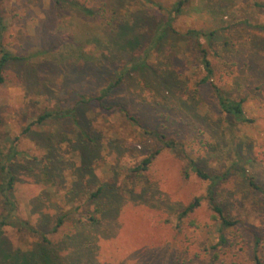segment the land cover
Instances as JSON below:
<instances>
[{
	"label": "rangeland",
	"instance_id": "374dc122",
	"mask_svg": "<svg viewBox=\"0 0 264 264\" xmlns=\"http://www.w3.org/2000/svg\"><path fill=\"white\" fill-rule=\"evenodd\" d=\"M154 1L167 7L178 2ZM74 3L99 16H86L66 1L6 0L1 6L10 24L1 43L18 60L4 72L0 117L4 133L28 155L18 161L11 196L18 216L48 232L69 264H256V256L264 262V8L257 5L264 0H188L178 15L144 0ZM138 13L156 28H138L135 34L143 38L127 44L125 56L114 28ZM163 22L164 29L157 28ZM190 31L214 34L202 42L215 70L204 87L192 75L200 49ZM136 61L149 69L135 68ZM119 77L122 84L102 105L81 104V126L96 143L78 137L81 128L71 116L35 124L44 109L71 106L80 95L100 97ZM214 85L231 98H244L252 122L224 116ZM162 135L183 141L184 153L163 146ZM83 141L93 152L90 163L99 182L94 188L88 175L79 174L80 155L89 153ZM156 152L148 170L132 172ZM29 158L38 162L29 164ZM52 159L55 173L48 177L43 169ZM191 162L222 177L215 197L234 227L221 230L206 199L210 182L191 170ZM75 176L81 186L70 194ZM248 178L263 192L253 190ZM104 184L113 187L111 198L93 204L86 191ZM195 198L201 205L179 220L181 206ZM61 215H67L64 224L50 233ZM5 237L11 253L42 242L11 227ZM5 252L0 264L10 260Z\"/></svg>",
	"mask_w": 264,
	"mask_h": 264
},
{
	"label": "trees",
	"instance_id": "16d2710c",
	"mask_svg": "<svg viewBox=\"0 0 264 264\" xmlns=\"http://www.w3.org/2000/svg\"><path fill=\"white\" fill-rule=\"evenodd\" d=\"M6 0H0V86L4 84L5 77L4 72L7 67V65L15 60H18L16 56L12 54L11 51L7 50L1 43V39L3 35L9 31L10 24L3 16V13L1 11V6ZM57 4L62 3L63 1L69 2L72 5L74 4L76 7H78L81 11H83V14L90 17L97 18L99 16L98 13L94 12L92 9L85 8L79 6L77 3H74V0H53ZM124 0H118L119 5L122 6V2ZM145 3L153 5L157 9L165 10L170 15H178L182 12L185 4L188 2V0H178L177 3L174 5H171V7L162 6L155 2L154 0H144ZM259 7L264 8V4L259 3L257 4ZM163 24H166V22L162 23V25H158V27L164 29ZM167 24L168 21H167ZM157 25V24H156ZM169 26V25H168ZM167 26V27H168ZM149 28L155 27V23H153L148 15L138 13L133 16V18L130 21H123L118 22L117 26H115L114 30L115 33H117L116 38H118L121 43L123 44L122 52L126 56L129 52L127 44H139V42L142 40V35L135 34L138 30V28ZM166 28V26H165ZM190 34L194 35L197 38V45L200 49V56L197 60V65L192 68V75L197 76L198 79L196 81V85L198 87H204L206 86L213 78L215 74V70L213 67L212 62L208 59V52L203 47V41L211 42L212 38L214 37L213 33L209 34H203L199 31H190ZM162 38V37H161ZM156 44V42H155ZM131 45V46H132ZM135 65V68H140L142 71L145 69H149V67L146 65V62L144 61H136V63H133ZM148 67V68H147ZM205 73L204 75H202ZM202 75V76H200ZM171 78V77H170ZM171 81V80H170ZM123 82V78L119 77L116 81H114L113 84L109 85L108 88L103 89L102 94L100 97H91L87 98L85 95H80L79 100L76 101L74 104L68 105H56L52 108H46L41 112L39 115L36 116L35 124L37 125H44L48 121L51 120H57L59 118H62V116H71L74 120V124L77 125L80 130V134H78V137L82 136V138L85 136L87 137L90 143H96L92 140L91 137H89V134L86 133V126H81V123L84 122V110L83 107H81V104L86 105L91 102H98L102 105V102L104 99L108 98L109 92H111L114 89H117ZM164 83H169L168 81V75L167 78L164 80ZM214 88V96L215 100L217 102V105L220 108L221 113L226 116L229 120L235 121L237 123H251V119L248 118L247 113L244 108V104L246 100L244 98H231L229 97L222 89L218 88L217 86H213ZM70 106V107H69ZM114 107H109V109ZM80 119V120H79ZM31 129L27 128L26 131L29 132ZM161 141L163 143V146L166 148H169L173 152H178L183 154L184 153V142L183 141H177L175 138H166L164 135L160 136ZM51 150L53 149V140L51 139ZM11 146L9 148L6 147V143H10ZM85 150L88 151V155H80V162L81 166L79 169V174H81V177H83L85 174L89 176L91 182L88 185L90 188H94L95 186H98L99 182L97 180V175L94 173L92 167H91V157L93 155V152H91L90 144L83 141ZM97 145L95 144L94 147ZM87 153V152H86ZM158 152L152 154L149 158L145 159L142 163L135 166L132 169V172L134 173H143L146 170L149 169V166L152 164L154 158L157 156ZM28 157L27 154H24L22 152H19L17 150V147L15 145V140L10 139L7 134L3 131V120L0 117V200L2 202V205L4 207V212L0 215V251L4 253L5 256L8 257L10 260H8V264H69L68 257H62L59 255L58 251L55 250L52 242L47 238V234L44 230L36 229L34 226L31 225L29 220H23L21 219L18 214V204L17 202L11 197L12 193L15 189L16 184L19 181V169L21 168L19 164V160L22 158ZM54 159L48 161V163L45 165V168L43 169L46 176H51L55 173V169L52 168ZM28 163H34L38 162L37 158H29L27 159ZM41 162L39 161V164ZM50 163V164H49ZM191 170L195 172V174L204 181H209L210 185L208 188V193L206 195V199L209 201L211 208L213 212L215 213V216L217 220L219 221V226L221 230L223 228H232L236 225V222H232L229 220L226 216L225 209L217 203L216 197H215V187L216 185L222 180L221 176L217 175H211L207 173L203 168H201L199 165H197L195 162H191ZM58 171V169H56ZM72 187L70 189V194H74L79 191V187L81 186V181L75 176V179H73ZM249 186L259 192H263L262 189L256 184L253 178H248ZM54 186V185H53ZM90 190V189H89ZM111 190H113V187H109L107 184H104L102 186H99L96 191L90 193L88 190L86 193L89 195V201L93 204L99 205V202L103 200H107L111 198ZM77 194V193H76ZM146 195V189L144 188L143 194L140 195V197H144ZM201 198H195L191 203H189L187 206H181V209L178 213L179 220H183L184 218L188 217L190 214L195 212V210L201 205ZM67 215H61L57 217L56 219V225L53 227L52 231H49L50 233H55L58 228H60L66 219ZM97 223H94L93 226H96ZM11 227L13 229H17L19 232H27L34 235H38L42 237V242L35 247H33V250L30 251H20L17 250L15 253H11L7 251V239L5 237V228ZM82 239V238H81ZM80 239V240H81ZM260 240L257 239L256 241V247L259 246ZM79 262V260H77ZM256 264H264L262 259L256 256L255 258ZM73 264H76V262Z\"/></svg>",
	"mask_w": 264,
	"mask_h": 264
}]
</instances>
